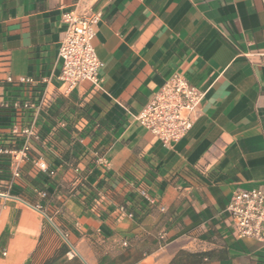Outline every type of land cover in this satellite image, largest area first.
<instances>
[{"label": "crops", "instance_id": "0c3cea01", "mask_svg": "<svg viewBox=\"0 0 264 264\" xmlns=\"http://www.w3.org/2000/svg\"><path fill=\"white\" fill-rule=\"evenodd\" d=\"M85 4L0 0V148L21 147L15 125L38 134L19 177L0 156V264H264L227 212L264 192V0H99L98 82L65 94L62 15ZM175 74L204 99L166 146L133 115ZM45 90L34 118L21 105Z\"/></svg>", "mask_w": 264, "mask_h": 264}, {"label": "built area", "instance_id": "2783aa9c", "mask_svg": "<svg viewBox=\"0 0 264 264\" xmlns=\"http://www.w3.org/2000/svg\"><path fill=\"white\" fill-rule=\"evenodd\" d=\"M98 1L86 0L82 13L69 11L62 15L66 29L59 50L62 61L59 80L65 94L71 93L82 82L93 84L98 82V72L103 66L94 48L95 27L101 19V14L93 11V5ZM8 82L17 85L26 84L32 88L37 84L31 77H22L17 81L9 78ZM42 83L48 85L49 80L43 79ZM203 99L204 94L199 88L190 84L182 75L175 74L133 117L161 143L170 146L178 143L189 132L194 118L201 110ZM49 104L48 92L45 90L38 103L26 100L21 106L25 110L34 111L33 117L36 118L44 108H48ZM14 107L18 108L19 105L16 104ZM11 133L16 139H21L22 145L18 150L7 146L0 148V156H8L13 160L16 167L14 177H19V164L28 158L31 141L37 139L38 134L34 122L26 127L15 125ZM37 165L41 169L45 168L41 162ZM140 196L150 205L155 204L146 191H141ZM121 211L124 212V209L121 208ZM227 212L238 239H254L264 243V192L262 190L255 188L235 191Z\"/></svg>", "mask_w": 264, "mask_h": 264}, {"label": "rangeland", "instance_id": "374dc122", "mask_svg": "<svg viewBox=\"0 0 264 264\" xmlns=\"http://www.w3.org/2000/svg\"><path fill=\"white\" fill-rule=\"evenodd\" d=\"M86 249H87V248L85 247L84 252L86 251ZM71 252H72V254H70V256H71L72 258H76V259L78 260L76 250H71ZM103 259H104V258H103Z\"/></svg>", "mask_w": 264, "mask_h": 264}]
</instances>
